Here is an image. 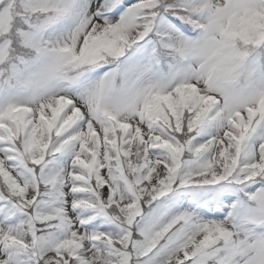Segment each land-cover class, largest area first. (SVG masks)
I'll use <instances>...</instances> for the list:
<instances>
[{"label":"snow or ice","instance_id":"obj_1","mask_svg":"<svg viewBox=\"0 0 264 264\" xmlns=\"http://www.w3.org/2000/svg\"><path fill=\"white\" fill-rule=\"evenodd\" d=\"M0 264H264V0H0Z\"/></svg>","mask_w":264,"mask_h":264}]
</instances>
